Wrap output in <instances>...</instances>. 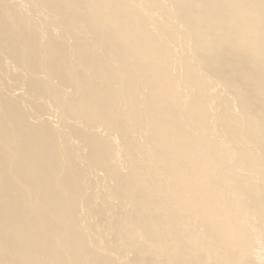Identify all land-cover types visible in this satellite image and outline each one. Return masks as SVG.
Returning a JSON list of instances; mask_svg holds the SVG:
<instances>
[{
	"label": "bare ground",
	"instance_id": "bare-ground-1",
	"mask_svg": "<svg viewBox=\"0 0 264 264\" xmlns=\"http://www.w3.org/2000/svg\"><path fill=\"white\" fill-rule=\"evenodd\" d=\"M263 243L264 0H0V264Z\"/></svg>",
	"mask_w": 264,
	"mask_h": 264
},
{
	"label": "rangeland",
	"instance_id": "rangeland-1",
	"mask_svg": "<svg viewBox=\"0 0 264 264\" xmlns=\"http://www.w3.org/2000/svg\"><path fill=\"white\" fill-rule=\"evenodd\" d=\"M11 82H12V81H9L8 83L11 85ZM13 84H14V83L12 82V85H13ZM221 96H223V95L221 94ZM263 245H264V243H263Z\"/></svg>",
	"mask_w": 264,
	"mask_h": 264
}]
</instances>
